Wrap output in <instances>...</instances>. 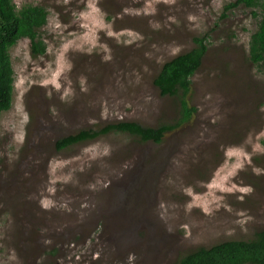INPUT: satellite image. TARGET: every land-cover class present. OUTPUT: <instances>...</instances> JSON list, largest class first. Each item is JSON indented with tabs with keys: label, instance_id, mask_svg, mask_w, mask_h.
Wrapping results in <instances>:
<instances>
[{
	"label": "rangeland",
	"instance_id": "obj_1",
	"mask_svg": "<svg viewBox=\"0 0 264 264\" xmlns=\"http://www.w3.org/2000/svg\"><path fill=\"white\" fill-rule=\"evenodd\" d=\"M235 0H13L48 11L10 49L12 106L0 115V264H176L264 227V71L248 59L258 7ZM256 14V15H255ZM205 37L187 95L195 111L161 143L79 130L175 123L153 79Z\"/></svg>",
	"mask_w": 264,
	"mask_h": 264
},
{
	"label": "trees",
	"instance_id": "obj_2",
	"mask_svg": "<svg viewBox=\"0 0 264 264\" xmlns=\"http://www.w3.org/2000/svg\"><path fill=\"white\" fill-rule=\"evenodd\" d=\"M259 7L261 18L248 42V59L264 71V0H235L225 9ZM48 11L41 4H23L17 7L13 0H0V115L12 106L14 70L10 49L20 40L28 39L32 56L45 54L47 45L41 29L47 23ZM256 15V14H255ZM195 46L164 62L153 79L161 96L177 97L179 118L175 123L143 126L134 121H120L103 129L88 128L56 140L57 151L93 140L109 132L134 137L141 142L161 143L164 135L187 122L195 109L189 106L187 95L191 78L200 68L207 52L205 37H195ZM176 264H264V227L249 240H226L210 247H199L182 256Z\"/></svg>",
	"mask_w": 264,
	"mask_h": 264
},
{
	"label": "clouds",
	"instance_id": "obj_3",
	"mask_svg": "<svg viewBox=\"0 0 264 264\" xmlns=\"http://www.w3.org/2000/svg\"><path fill=\"white\" fill-rule=\"evenodd\" d=\"M14 82H15V75H14V81H13V84H14ZM13 96V95H12Z\"/></svg>",
	"mask_w": 264,
	"mask_h": 264
}]
</instances>
